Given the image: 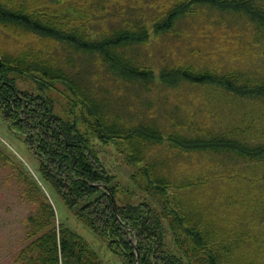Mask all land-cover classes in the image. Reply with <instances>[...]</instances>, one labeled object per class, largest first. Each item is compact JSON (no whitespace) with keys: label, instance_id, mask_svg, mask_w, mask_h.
I'll return each mask as SVG.
<instances>
[{"label":"trees","instance_id":"trees-1","mask_svg":"<svg viewBox=\"0 0 264 264\" xmlns=\"http://www.w3.org/2000/svg\"><path fill=\"white\" fill-rule=\"evenodd\" d=\"M197 3L245 9L251 18L264 22V6L251 0H180L153 20L154 31L170 28ZM65 7L44 0H0V27L9 30L13 40L23 35L46 40L40 45L11 41L15 44L10 49L0 44V122L22 141L35 173H22L19 179L35 208L26 217V242L15 253L14 264H111L83 230L102 241L115 264H244L237 262L236 253L253 228L254 247L249 250L253 261L258 255L254 264H264L259 260L264 231L258 224L245 222L242 236L208 235L184 198H189L188 189L167 164L176 151L186 150H232L263 161L264 145L249 148L221 136L185 138L165 134L154 124L124 120L120 116L124 111L97 88L82 86V72L89 63L77 62L90 57L109 80L151 81V68L128 55L131 47L146 42V24L125 22L92 36L84 17L70 16ZM54 43L72 53L56 56ZM174 69L160 71L161 80H213L242 88L227 77L182 66ZM17 75L50 93L21 89ZM160 147L166 150L158 157L154 152ZM121 164L132 169L129 175L121 176L116 168ZM248 217L255 214L241 216ZM220 223L205 224L210 233H219Z\"/></svg>","mask_w":264,"mask_h":264},{"label":"rangeland","instance_id":"rangeland-1","mask_svg":"<svg viewBox=\"0 0 264 264\" xmlns=\"http://www.w3.org/2000/svg\"><path fill=\"white\" fill-rule=\"evenodd\" d=\"M49 4L57 6H66L67 13L76 18L84 17L88 27V32L92 36H97L102 29L109 27H121L128 22L135 24L141 17L145 19L148 27L149 37L146 43H139L131 47L128 55L134 60L145 54L144 63L151 65L155 74L159 71L175 70L178 65H190V70L197 73L211 74L217 77L236 81L239 67L236 60L241 51H244L245 45L230 46L235 44L236 38L228 36L223 24L218 27L217 21L220 16L213 7L208 4H197L198 12L193 15H187L183 20L176 19L172 29L166 31H154L153 18L162 17L163 11L170 10L176 2L180 0H44ZM195 5L192 6V10ZM220 13V12H219ZM155 20V19H154ZM182 21V22H181ZM181 22V23H180ZM160 32V33H159ZM9 30L0 27V44L4 49H10L13 43L30 42L31 45H40L46 40L32 35L16 36L13 40ZM15 41V42H11ZM231 41V42H230ZM55 47V49H54ZM56 56L62 54L67 56L68 47L55 43L52 45ZM77 55V53H74ZM231 56V57H230ZM245 57V55H241ZM250 58V54L247 56ZM82 66L89 67L82 72L81 84L85 88H96L94 81L103 76V68L100 64L90 61V57L77 62ZM92 66V67H91ZM77 66L69 68L73 73ZM208 69L207 72H202ZM171 72V71H169ZM224 75V76H222ZM241 78V77H239ZM243 81L244 79L241 78ZM163 83L158 77L154 79L149 89L144 90L138 83H129L124 80L110 81L108 79L100 80L103 86L97 88L100 94H103L115 108H121L125 112L120 113L124 120L131 116L134 119L154 120L160 126L166 129L172 122L194 121L195 125L206 126L210 131L216 129L239 131L243 125L240 123V106L245 99L230 93L225 83L213 81H193L180 79L175 84L166 81ZM16 85L21 89H26L35 94L48 95L49 89H40L32 81L26 79L23 75H17ZM176 87V88H175ZM133 88H142L134 90ZM89 93L99 96L91 89ZM232 92V91H231ZM119 95V100L117 96ZM100 97V96H99ZM257 111L260 104L256 102ZM121 106V107H120ZM257 124L253 129L258 130ZM196 167L203 166L202 156H193L196 159ZM29 155L26 152L22 141L11 133L7 127L0 122V264H14L15 253L26 242L25 239V220L34 210L35 205L26 198V188L19 181L22 173H29L35 176V173L27 160ZM264 166L260 162V168ZM174 167V163L171 165ZM121 171V176L131 173V168L124 164L116 167ZM212 190L210 188H207ZM218 190L214 189L211 193ZM27 194V193H26ZM49 197V195H48ZM218 195L216 199H220ZM255 206H249L247 213L254 212ZM264 211V206H263ZM223 206H215V219L224 217L222 215ZM225 213V212H224ZM246 216V213H244ZM256 215V214H255ZM243 216V214H242ZM262 219V222L259 220ZM247 224H252L253 220H247ZM256 223L264 228V214H259ZM253 229H248L246 236L240 245V252L236 253L237 262L244 264H254L257 261V254L254 261L249 248L254 247L252 243ZM263 230L261 229V232ZM105 258L115 264V258L109 257L104 251V245L101 240L93 237L90 233L83 230ZM262 235V233H261ZM264 244V239L261 240ZM242 248L245 250L242 251ZM264 249V247H263ZM241 254L243 256L241 257ZM246 255V256H245ZM234 256V254H233ZM245 257V258H244ZM234 260V257H233ZM259 260L264 261V253L259 254ZM258 262V261H257ZM263 264V263H258Z\"/></svg>","mask_w":264,"mask_h":264},{"label":"crops","instance_id":"crops-1","mask_svg":"<svg viewBox=\"0 0 264 264\" xmlns=\"http://www.w3.org/2000/svg\"><path fill=\"white\" fill-rule=\"evenodd\" d=\"M251 1H254L256 5H261L262 7L264 6V0ZM197 4H195V8L193 10L191 9L185 14L179 16L177 20L182 16L183 20H185L187 15H193L194 13L198 12ZM208 5L213 7V10L217 11L218 15L220 16L219 21L216 22V28L222 27L220 25L223 24L224 27L222 28L226 30V34L228 36H232L234 39L236 38L235 44H230V46L235 45L239 47L240 45H245L244 51L240 52L236 60L237 64L239 65V67L236 66L238 69V76L235 77L236 81L233 80V83L236 86H242V88H228V90H230L228 92L233 93L241 99H245L244 103L240 106V123L243 125V127L237 132H234L232 129L228 131L224 129L210 131L206 126H198L193 123L194 121L188 120V122H172L167 127L169 129H166L163 126H160L161 124L159 125L157 121L150 119H134L129 116L128 121L134 123L144 122L147 124H154L159 126V128L164 131L165 134L174 133L185 138L208 139L214 136H221L222 138L231 140L233 142H239L240 144L244 146L246 145L249 148L263 146L264 22L262 20H255L251 18L250 14L245 9L234 8L230 6L222 7L215 4ZM247 9L249 8L247 7ZM164 13H166V11H163L162 16ZM154 19L157 18H153V20ZM140 20L145 23V19L143 17H141ZM137 22H139V20H137L135 23ZM173 25L170 28L160 31L172 29ZM248 54H250V58L247 57ZM241 55H245V57H242ZM145 57L146 55L144 54L142 56V61L139 58L134 60L141 65L150 67L152 70L153 79L149 82L134 80L130 81L129 83H138L141 87H143L144 90L149 89L148 87L157 77L160 83H166L164 80H161L159 74L160 71L158 74H155L151 65L144 63ZM178 66L190 68V65L186 64ZM207 71L208 69H205L202 72ZM198 72H201V70ZM239 77L243 78L244 81ZM103 79L107 78L101 76L98 80L94 81L96 88H99V82L101 84L100 87L104 85L103 82L100 81ZM180 79L189 80L186 78ZM133 89L137 90L142 88ZM117 99H120L119 95L117 96ZM256 102L260 104L258 111ZM257 124L260 125L258 130L253 129V127ZM164 150L166 149L160 147L154 152V154L158 157H161V155L164 153ZM198 155L202 156L204 159L203 166H200L199 168L196 167L197 157L196 159H192L193 156ZM260 162L263 161L250 160L244 155H239L232 150L176 151L174 153L173 159L167 158V164L170 167L174 163V167L172 168L176 173V178H178L188 189L190 200L185 196L184 198L187 199V204L191 203L190 206L195 210V220L198 223L200 222L199 224L201 225L202 229L208 235L223 237L242 236V234H240L241 230L243 229L242 227L247 226V224L244 223L247 222V220H253L255 221V227L259 214H264V166L260 168ZM206 187L212 190L216 189L218 192L213 191L211 193L212 190L206 189ZM218 195L221 196V200L216 199ZM217 205L223 206L222 215L225 216L215 219L216 215L214 213L215 206ZM242 205L245 207L243 208ZM249 206H255L254 212L247 213L249 211ZM243 213H254L256 215L255 218L248 217L246 220L241 218ZM210 221L219 224H221L220 222H223V231L219 233H210L205 224L206 222ZM259 221L262 222V219ZM257 228L264 231L262 224L261 226L257 225ZM256 236L259 235L256 234ZM262 245L263 244H261V246Z\"/></svg>","mask_w":264,"mask_h":264},{"label":"water","instance_id":"water-1","mask_svg":"<svg viewBox=\"0 0 264 264\" xmlns=\"http://www.w3.org/2000/svg\"><path fill=\"white\" fill-rule=\"evenodd\" d=\"M100 186H104V185H100ZM111 198H112V201H113V205L115 206V205H116V202H115V200H114V197L111 196Z\"/></svg>","mask_w":264,"mask_h":264},{"label":"bare ground","instance_id":"bare-ground-1","mask_svg":"<svg viewBox=\"0 0 264 264\" xmlns=\"http://www.w3.org/2000/svg\"><path fill=\"white\" fill-rule=\"evenodd\" d=\"M122 41V40H121ZM172 75V74H171ZM167 77H169V76H167ZM170 78H171V76H170ZM175 81H176V79H175ZM174 83H176V82H174ZM176 88V87H175Z\"/></svg>","mask_w":264,"mask_h":264}]
</instances>
